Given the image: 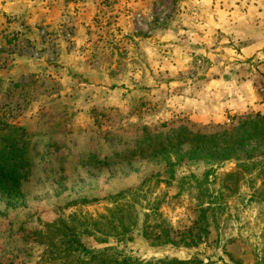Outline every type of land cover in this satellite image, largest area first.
Listing matches in <instances>:
<instances>
[{"label": "rangeland", "instance_id": "rangeland-1", "mask_svg": "<svg viewBox=\"0 0 264 264\" xmlns=\"http://www.w3.org/2000/svg\"><path fill=\"white\" fill-rule=\"evenodd\" d=\"M15 151L0 264H264V0H0Z\"/></svg>", "mask_w": 264, "mask_h": 264}, {"label": "trees", "instance_id": "trees-1", "mask_svg": "<svg viewBox=\"0 0 264 264\" xmlns=\"http://www.w3.org/2000/svg\"><path fill=\"white\" fill-rule=\"evenodd\" d=\"M15 132H20L19 130H14ZM153 137L151 135L145 137V141L151 140ZM228 156H224L225 159ZM12 160L6 155L0 152V190L10 193V195H18L21 191L22 186L21 181L24 178L22 174V167L28 166L29 163L20 157V151H15L12 154ZM209 174H207L208 176ZM204 217V215H202ZM202 222L204 220H201ZM162 225V224H161ZM161 229V238L164 240L165 244H175V241L171 238L169 229L166 226H159ZM77 251L81 253L86 252L87 249L84 244L78 240ZM103 264H129L128 260L120 261L118 259L107 258Z\"/></svg>", "mask_w": 264, "mask_h": 264}]
</instances>
